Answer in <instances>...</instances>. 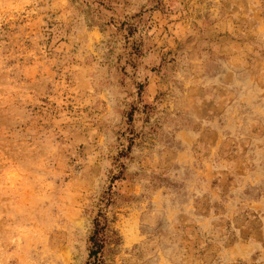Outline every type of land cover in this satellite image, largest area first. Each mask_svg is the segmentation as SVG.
Masks as SVG:
<instances>
[{"label":"rangeland","instance_id":"rangeland-1","mask_svg":"<svg viewBox=\"0 0 264 264\" xmlns=\"http://www.w3.org/2000/svg\"><path fill=\"white\" fill-rule=\"evenodd\" d=\"M180 2L178 10L172 0H154L145 11L134 0H0V264H93L88 240L98 214L105 215L109 235L100 264H116L121 250V264H141L135 247L123 246L144 235L143 221L165 211L169 219L181 213L178 234L164 237L181 264H264V171L244 168L230 139L204 131L207 120L176 133L171 147L155 145L140 166L123 154L104 161L94 154L101 131L95 118L106 108L98 75L116 69L99 62L108 50L121 65L116 70L130 79L157 50L168 62L181 56L203 62L210 49L233 82L236 70L250 69L249 102L264 95V33L257 29L249 39L235 16L243 10L239 0ZM218 83L199 77L176 92L194 121L207 103L229 114L235 93L220 91L213 101ZM149 92L150 82L138 85L141 102L125 118L126 129L139 130L143 117L158 115L148 108L159 90ZM197 145H211L219 159L209 162ZM254 145L264 148V138ZM156 177L185 182L186 194L176 199L172 183ZM208 233L218 234L220 244L201 253ZM159 240L153 235L149 243Z\"/></svg>","mask_w":264,"mask_h":264},{"label":"clouds","instance_id":"clouds-1","mask_svg":"<svg viewBox=\"0 0 264 264\" xmlns=\"http://www.w3.org/2000/svg\"><path fill=\"white\" fill-rule=\"evenodd\" d=\"M134 2L140 3L143 9L148 11L149 5L154 3V0H134ZM217 3H219V0H217ZM231 3L237 4L238 0H231ZM239 4L243 10L236 12L235 16L249 31V39H254L257 29L264 33V0H239ZM172 6L179 10L181 7L180 0H172ZM157 16H159V13H157ZM207 51L209 52V58L203 62L199 58H191L185 61L183 56L180 59L173 58L171 62H168L160 59L161 56L167 54L162 50H157V54L150 58V62L144 60L139 62L140 71L131 76L130 79H127L116 70L121 65L118 63V58L113 60L111 50L103 55L102 60L99 62L114 64L116 69H113L111 73L101 69L98 75L99 82L105 85L100 90L103 92L102 98L106 103L102 115L95 118L97 121L96 126L101 129L99 133L95 134L98 136L95 143L99 151L94 154L99 158V161L107 160L111 153L115 152L114 160H119L121 154H123L129 164L136 163L140 166L141 159L151 155V149L155 145L165 143L171 147L175 142L176 133L189 125L195 124L200 127L203 121L207 120V124H203L204 131L213 134L220 133L224 142L230 139L232 141L230 147L232 156L240 161L244 168L264 171V148L257 150L254 145L257 138H264V95L249 102L244 82L247 80L250 69L236 70L235 81L237 82H233V80L228 79L232 74L221 63L217 62L220 58L216 57L210 49ZM158 73L159 75H157ZM199 77H211L219 81L215 85V88L219 91H215L214 96L211 98L213 101L218 100L220 91L235 93V99L227 116L222 115V109H218L214 103L204 104L203 110L199 111L201 119L196 121L192 119L191 111L185 110L183 106L184 97L182 95L176 96V92L183 93L186 84ZM106 81L107 84H105ZM149 82L151 83V92L148 94L150 95L159 90V97L157 104L148 108V113L150 116L154 113H158V115L155 116L154 121L147 116L143 117V124L139 130L135 129L134 124H129L126 129L125 118L137 109L141 102L138 85ZM228 84H231V87H227ZM200 94L205 95L203 91ZM173 100L175 103L170 108L169 104ZM89 103H94V100H90ZM210 108L212 109L211 113L208 111ZM164 125L169 126L168 132L164 131ZM127 131H133L134 136H127ZM136 137H139L140 142L133 145L132 141ZM125 140L129 141L127 146H125ZM146 145L149 150L147 153L144 151ZM133 147L140 149L137 155L131 154ZM222 147L223 145H221ZM194 148L206 154L209 162L219 159V156L213 152L211 145L204 147L197 145ZM127 166L120 165L122 170ZM141 171H143L142 167ZM112 174L115 175L116 173ZM139 174V172L136 173V175ZM156 179H162L165 183H172L173 188L177 190L176 199H180L186 194L187 186L185 182H173L168 177H156ZM180 218L181 213L177 212L172 219H169V213L165 211L154 222L143 221L140 231L144 235H139L134 240L129 238L123 248L132 249L135 247L137 254L144 257L141 264H181L179 254L171 240L164 238L174 237L178 234L174 229ZM117 227H119V224H117ZM153 235L159 236L160 240L149 243ZM204 240L207 242V247H201V253L212 250L214 244H220L218 234L208 233L204 236ZM125 259V252L121 250L120 254L116 256V264H121V261Z\"/></svg>","mask_w":264,"mask_h":264},{"label":"trees","instance_id":"trees-1","mask_svg":"<svg viewBox=\"0 0 264 264\" xmlns=\"http://www.w3.org/2000/svg\"><path fill=\"white\" fill-rule=\"evenodd\" d=\"M108 225L105 215L98 214L93 221V230L89 237L90 248L88 256L93 264H100V252L108 238Z\"/></svg>","mask_w":264,"mask_h":264}]
</instances>
